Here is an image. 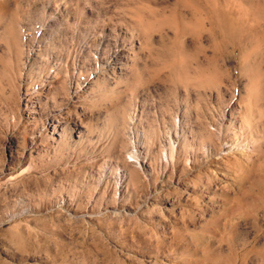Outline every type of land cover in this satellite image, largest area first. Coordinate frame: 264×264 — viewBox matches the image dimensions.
Wrapping results in <instances>:
<instances>
[{
	"label": "rangeland",
	"instance_id": "374dc122",
	"mask_svg": "<svg viewBox=\"0 0 264 264\" xmlns=\"http://www.w3.org/2000/svg\"><path fill=\"white\" fill-rule=\"evenodd\" d=\"M261 2L0 0V264H264Z\"/></svg>",
	"mask_w": 264,
	"mask_h": 264
},
{
	"label": "bare ground",
	"instance_id": "6f19581e",
	"mask_svg": "<svg viewBox=\"0 0 264 264\" xmlns=\"http://www.w3.org/2000/svg\"><path fill=\"white\" fill-rule=\"evenodd\" d=\"M258 3V2H257ZM251 4L252 8H253V13L254 16H256L258 19L256 20H259L261 21V23L263 22V19H264V11H261L259 10L260 6L264 8V0H262L261 3L259 4ZM69 4L67 3H62L60 2L58 5H56V9H55V12L53 15L49 14L48 16H50L48 19H45V21L48 23L50 22L54 17H56L57 15L59 14H62L64 15V11H67V15H70V16H75V13H73L72 9L70 7H68ZM77 7V6H76ZM251 8V9H252ZM261 9V8H260ZM248 10V9H247ZM141 12V11H139ZM143 12V11H142ZM246 12V11H245ZM252 12V11H251ZM228 14V13H227ZM234 10H233V14H232V11L228 14V19L230 21V23L232 24L233 26V33L235 34L234 37L237 38L236 40L238 41H241V40H244V39H247L249 37L248 35V32L246 33V29L250 28L248 26V22L247 20L245 19H240L238 17H235L234 15ZM244 14V13H243ZM144 15H145V12H144ZM143 15V16H144ZM239 15V14H238ZM248 15V14H247ZM134 16V15H133ZM252 16V15H251ZM142 17V15H141ZM140 17V18H141ZM145 17V16H144ZM139 18V16H138ZM75 22L74 25L76 27H79L80 25V20H78L77 18V15L75 17ZM150 18H147V19H142V22L146 24V26L148 24H150ZM226 19V18H225ZM227 19V20H228ZM253 19V18H252ZM137 20V18H136ZM140 20V19H139ZM255 20V21H256ZM205 21V20H204ZM142 22H140L139 24H141ZM258 22V21H257ZM138 23V22H137ZM142 23V24H143ZM258 24V23H256ZM109 25V26H108ZM137 25V24H135ZM260 25V24H259ZM134 26V25H132ZM140 26V25H139ZM145 27V26H144ZM140 27H138L139 29ZM142 28V27H141ZM148 28V27H147ZM255 28V27H254ZM91 30H96V29H99L100 31V35L102 37V41H101V46L96 49V54L99 55V59H100V64L99 66L101 68H105V67H108V66H111V64L113 63V61L115 62H119L122 60V58L124 56L126 57H130V56H127L128 53H132L133 50H134V39H135V36L137 35V32L136 31H130L128 30L127 28L125 27H116V26H113L111 27L110 24H107V23H102V24H98V26H96V28L93 26L90 27ZM145 29V28H144ZM146 30V29H145ZM144 31V30H143ZM147 31V30H146ZM258 31V30H257ZM145 33V32H144ZM262 33V32H261ZM143 34V33H142ZM148 37V36H147ZM233 37V38H234ZM127 38H130V40H128ZM82 39L87 42L88 41V37L84 36L82 37ZM138 41V39H137ZM109 43L110 46V51H109V54L108 56H103V45ZM112 49V50H111ZM107 58L106 61H103V58Z\"/></svg>",
	"mask_w": 264,
	"mask_h": 264
}]
</instances>
